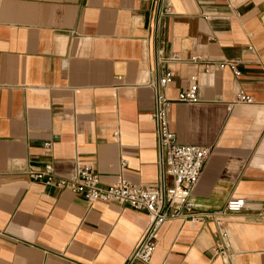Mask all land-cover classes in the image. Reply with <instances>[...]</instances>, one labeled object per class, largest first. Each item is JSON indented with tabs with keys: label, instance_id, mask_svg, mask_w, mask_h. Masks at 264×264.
Listing matches in <instances>:
<instances>
[{
	"label": "crops",
	"instance_id": "obj_1",
	"mask_svg": "<svg viewBox=\"0 0 264 264\" xmlns=\"http://www.w3.org/2000/svg\"><path fill=\"white\" fill-rule=\"evenodd\" d=\"M168 1L163 48L178 59L167 62L175 75L165 93L176 99L195 75L200 99L173 102L170 128L181 142L213 146L192 192L196 211L234 197L246 207L226 216L229 260L213 253L215 222L180 217L161 226L152 263L264 264V0ZM157 9L158 0H0V264H125L141 239L146 210L90 204L24 169L51 160L69 175L79 161L103 185L159 183L149 85L160 73ZM226 59L239 76L205 70ZM239 90L253 103L236 102Z\"/></svg>",
	"mask_w": 264,
	"mask_h": 264
},
{
	"label": "built area",
	"instance_id": "obj_2",
	"mask_svg": "<svg viewBox=\"0 0 264 264\" xmlns=\"http://www.w3.org/2000/svg\"><path fill=\"white\" fill-rule=\"evenodd\" d=\"M172 10L168 0H158L156 62L160 73L155 82L149 83L154 90L152 119L159 154V183L157 185H137L120 177L114 184L103 185L99 172L91 164L79 161L76 162L74 170L69 175L58 173L51 160H46L39 165L30 164L24 169V173L33 180L81 194L90 204L101 200L146 210L151 217V222L125 264H153L152 258L157 248V234L161 226L166 221L180 217H191L195 222H215L218 231L213 253L229 260L233 254V242L231 230L226 223V216L229 213L240 212L246 207V200L243 197H234L229 199L223 208L203 213L196 211L199 203L192 198V192L203 173L213 146L181 142L170 128L169 108L173 102L197 103L200 100L195 75L191 77L190 84L179 91L176 99L169 98L165 93V88L172 83L175 75L174 70L167 66V62L178 59L177 56H165L163 48L162 29L165 18L172 13ZM197 59L196 56L192 57L193 61ZM214 66L229 68L236 76L241 74L238 62L233 59L208 62L205 70L210 71ZM253 101L254 97L244 90H239L236 94V102L253 103ZM114 134L118 136L119 131H115ZM52 144L51 140L44 142L46 156L50 155ZM125 163L123 160V167ZM168 179L171 180V184H168Z\"/></svg>",
	"mask_w": 264,
	"mask_h": 264
}]
</instances>
